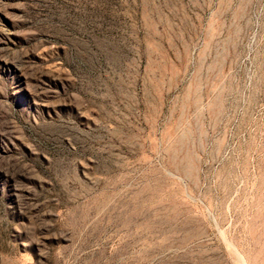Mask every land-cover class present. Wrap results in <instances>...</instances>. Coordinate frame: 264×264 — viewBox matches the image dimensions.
Returning <instances> with one entry per match:
<instances>
[{"label": "rangeland", "instance_id": "374dc122", "mask_svg": "<svg viewBox=\"0 0 264 264\" xmlns=\"http://www.w3.org/2000/svg\"><path fill=\"white\" fill-rule=\"evenodd\" d=\"M0 264H264V0H0Z\"/></svg>", "mask_w": 264, "mask_h": 264}]
</instances>
